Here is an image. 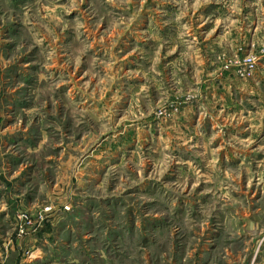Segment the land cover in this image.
<instances>
[{"label":"rangeland","instance_id":"obj_1","mask_svg":"<svg viewBox=\"0 0 264 264\" xmlns=\"http://www.w3.org/2000/svg\"><path fill=\"white\" fill-rule=\"evenodd\" d=\"M263 241L264 0H0V264Z\"/></svg>","mask_w":264,"mask_h":264},{"label":"crops","instance_id":"obj_2","mask_svg":"<svg viewBox=\"0 0 264 264\" xmlns=\"http://www.w3.org/2000/svg\"><path fill=\"white\" fill-rule=\"evenodd\" d=\"M254 226L257 227V224L252 223ZM264 242V241H263ZM264 245V243H263ZM256 257H258L259 262L257 264H264V247H262V252L257 253ZM255 257V258H256ZM255 260V259H254Z\"/></svg>","mask_w":264,"mask_h":264},{"label":"built area","instance_id":"obj_3","mask_svg":"<svg viewBox=\"0 0 264 264\" xmlns=\"http://www.w3.org/2000/svg\"><path fill=\"white\" fill-rule=\"evenodd\" d=\"M51 211V208H46L45 209V212H50Z\"/></svg>","mask_w":264,"mask_h":264}]
</instances>
